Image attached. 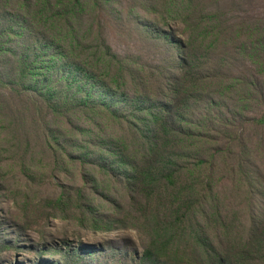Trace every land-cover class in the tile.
I'll use <instances>...</instances> for the list:
<instances>
[{
  "label": "rangeland",
  "instance_id": "obj_1",
  "mask_svg": "<svg viewBox=\"0 0 264 264\" xmlns=\"http://www.w3.org/2000/svg\"><path fill=\"white\" fill-rule=\"evenodd\" d=\"M81 1L82 9L57 5L50 21V0H0V264L138 262L147 239L133 218L123 219L127 191L95 160L105 141L132 139L141 126L136 97L165 101L161 94L171 98L175 87L181 99L193 96L177 122L198 137L200 173L213 183L212 220H227V228L212 221L210 236L230 248L263 227L264 0ZM192 29L209 32L204 43L213 45L195 89L179 60ZM75 64L94 66L97 82L86 94L65 78ZM50 88L64 90L65 109L52 111ZM84 152L85 166L76 160ZM92 176L103 183L88 192V208L77 192Z\"/></svg>",
  "mask_w": 264,
  "mask_h": 264
},
{
  "label": "trees",
  "instance_id": "obj_2",
  "mask_svg": "<svg viewBox=\"0 0 264 264\" xmlns=\"http://www.w3.org/2000/svg\"><path fill=\"white\" fill-rule=\"evenodd\" d=\"M69 2L74 3V7L83 8L81 0H50V21L54 17L51 10L58 5L59 11H63ZM208 17L212 19L215 15ZM208 34L206 31L196 33L192 29L188 42H179L184 50L179 59L182 63L181 76L187 79L192 76L189 86L194 89L198 78H201L199 69L203 60L209 57L213 47L212 43H204ZM158 35L167 37L160 30ZM199 37H202L201 41ZM106 50L110 52L108 47ZM25 66L27 69V64ZM92 67L91 71L87 66L75 64L74 71L65 77L70 78L72 83L83 85L77 88L76 94H86L85 86L97 82ZM104 72L106 77L112 75L111 80L117 81L118 76L112 74L111 66L106 67ZM159 75L165 77L167 71L161 70ZM169 77L177 80L176 76ZM120 79L125 78L120 75ZM99 86L106 88L104 83H99ZM63 92L50 88L48 100L53 112L68 106V102L61 97ZM171 92V98L166 92L161 94L165 101L151 99L149 92L145 93L146 96L141 94L136 97L135 101L143 106L144 111L136 116L141 126L137 127L132 139L122 137L105 141L107 147L99 151L95 160L99 172L122 184L127 191L130 209L123 219L133 218V227L142 231L147 239L136 264H264V226L252 227L248 238L240 243L233 241L230 248H226L222 240L210 236L212 221L218 227L227 228V220H212L215 211H211L213 206L210 205L214 199L213 183L210 175L202 177L200 173L205 161L197 147L198 137L177 122L185 119L181 113L182 106H186L193 96L187 93V97L181 99L179 87ZM53 99L57 100L56 105L52 104ZM166 99L174 101L173 104L167 106ZM77 106H85V97L79 100ZM259 121H264V114ZM85 157L86 152L77 156L76 160L85 166L88 164ZM89 178L77 192L78 197L85 198L88 208L94 203L88 192L97 193L103 183L94 176ZM103 188L108 189V184ZM57 201L60 202L59 199ZM91 219L94 229L102 228L100 217L91 216ZM119 221L122 223L125 220ZM104 227L109 229L110 226ZM231 249L234 253L230 252Z\"/></svg>",
  "mask_w": 264,
  "mask_h": 264
}]
</instances>
